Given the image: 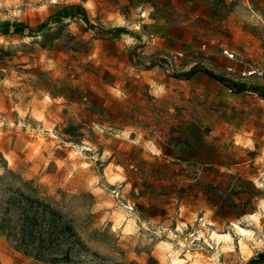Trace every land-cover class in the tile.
<instances>
[{"label": "rangeland", "instance_id": "374dc122", "mask_svg": "<svg viewBox=\"0 0 264 264\" xmlns=\"http://www.w3.org/2000/svg\"><path fill=\"white\" fill-rule=\"evenodd\" d=\"M249 66L264 0H0V264H54L8 235L22 195L72 221L73 264L263 253L264 99L205 71Z\"/></svg>", "mask_w": 264, "mask_h": 264}, {"label": "trees", "instance_id": "16d2710c", "mask_svg": "<svg viewBox=\"0 0 264 264\" xmlns=\"http://www.w3.org/2000/svg\"><path fill=\"white\" fill-rule=\"evenodd\" d=\"M205 71L232 89L250 91L264 99V85L243 86L212 71ZM18 207V218L8 226V235L15 241L16 247L40 261L73 264L71 252L77 246L83 247V243L72 221L51 205L28 196L22 195L18 199ZM263 262L264 252L252 258L249 264Z\"/></svg>", "mask_w": 264, "mask_h": 264}, {"label": "built area", "instance_id": "2783aa9c", "mask_svg": "<svg viewBox=\"0 0 264 264\" xmlns=\"http://www.w3.org/2000/svg\"><path fill=\"white\" fill-rule=\"evenodd\" d=\"M222 54L230 60H235L237 58V54L235 53V51L229 47H222ZM228 70L234 72L232 67H230ZM237 76L242 80L255 77L262 78L264 77V70L259 67L249 66L239 70L237 72Z\"/></svg>", "mask_w": 264, "mask_h": 264}, {"label": "bare ground", "instance_id": "6f19581e", "mask_svg": "<svg viewBox=\"0 0 264 264\" xmlns=\"http://www.w3.org/2000/svg\"><path fill=\"white\" fill-rule=\"evenodd\" d=\"M238 228H239V230L241 231V233H242V235H244L246 238L247 237H249V236H252L253 235V233H254V231H253V233L251 232V231H249V230H246V229H244V228H242V227H239L238 226ZM182 232V231H181ZM207 232V231H206ZM227 235V234H226ZM203 236V235H202ZM204 237V236H203ZM229 237H230V234H229ZM251 239V238H250ZM256 239V238H255ZM250 243V242H249ZM167 244V243H166ZM171 245H172V243H171ZM171 254V253H170ZM171 256V255H170ZM175 257V256H174ZM177 258V257H176ZM178 264V263H177Z\"/></svg>", "mask_w": 264, "mask_h": 264}]
</instances>
